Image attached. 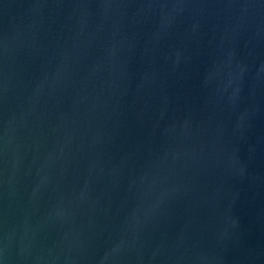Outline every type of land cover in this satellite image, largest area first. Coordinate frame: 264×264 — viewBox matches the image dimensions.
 Returning a JSON list of instances; mask_svg holds the SVG:
<instances>
[{"label": "water", "instance_id": "water-1", "mask_svg": "<svg viewBox=\"0 0 264 264\" xmlns=\"http://www.w3.org/2000/svg\"><path fill=\"white\" fill-rule=\"evenodd\" d=\"M0 264H264V0H0Z\"/></svg>", "mask_w": 264, "mask_h": 264}]
</instances>
